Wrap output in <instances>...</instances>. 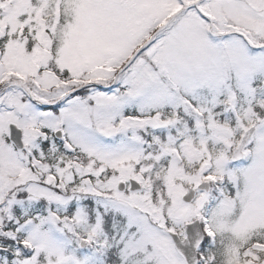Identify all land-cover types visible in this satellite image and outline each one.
<instances>
[{
	"label": "snow or ice",
	"instance_id": "obj_1",
	"mask_svg": "<svg viewBox=\"0 0 264 264\" xmlns=\"http://www.w3.org/2000/svg\"><path fill=\"white\" fill-rule=\"evenodd\" d=\"M0 264H264V0H0Z\"/></svg>",
	"mask_w": 264,
	"mask_h": 264
}]
</instances>
